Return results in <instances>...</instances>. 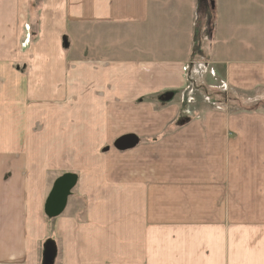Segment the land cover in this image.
<instances>
[{
	"label": "crops",
	"instance_id": "0c3cea01",
	"mask_svg": "<svg viewBox=\"0 0 264 264\" xmlns=\"http://www.w3.org/2000/svg\"><path fill=\"white\" fill-rule=\"evenodd\" d=\"M34 1L0 0V264L43 262L38 245L47 236L46 187L44 173H33L34 156L44 155L52 165L67 161L60 157L88 156L66 167L94 171L102 165L109 178L114 165L116 181L128 173L122 163L131 169V200L124 202L122 189L115 203L108 196L93 199L92 182L101 187V181L69 172L77 176L76 186L83 184L78 196L87 211L54 219L47 240L53 264H264V118L240 122L217 113L207 116L205 129L196 122L197 131L180 117L181 130L173 136L153 145L141 141L177 119L176 111L157 109L155 97L174 98L193 69L196 0H42L37 35L25 43ZM237 3L249 4L229 5ZM261 10L260 30L252 33L244 25L240 41L234 15L224 20L219 9L214 27L216 58L228 52L229 58L249 59L228 69V75L243 70L235 84L240 90L264 83ZM71 25L104 29L108 42L128 43L119 57L132 56L67 71L61 35ZM124 28L133 37L117 39ZM245 31L254 38L246 40ZM14 49L24 64L5 66ZM65 80L73 82L66 89ZM226 128L232 133L228 142ZM127 135L138 144L125 160L116 152L117 158L100 154L104 144ZM129 202L131 209L125 208Z\"/></svg>",
	"mask_w": 264,
	"mask_h": 264
},
{
	"label": "rangeland",
	"instance_id": "374dc122",
	"mask_svg": "<svg viewBox=\"0 0 264 264\" xmlns=\"http://www.w3.org/2000/svg\"><path fill=\"white\" fill-rule=\"evenodd\" d=\"M213 1L215 2V10L211 8L210 5L211 0H196L195 14L197 15H195V22H197L198 24L195 26L194 35H193L194 37L193 38L194 42L192 46L194 47L193 56L191 57L190 60L188 59L189 62L192 64L193 69L188 74V76L185 77L186 78L185 86L184 87L181 86L178 88V90H176V95L174 98L172 94H168V93L165 94L164 96L165 99L170 97V100H172L173 98V101L171 103H169V101H166L165 99H159L160 101H157V97H155V104L157 109L159 110L172 109L177 112L176 115L177 119L174 122H172L170 127L165 128V130H163V132L159 136L151 139L142 137L141 141H143V145L157 144L158 142L162 141L163 136L166 135L173 136L174 134H176L177 131L181 130V126L180 124H178L179 121H177L178 118L180 117H184V119L188 120L186 123L188 122L189 123L186 126L192 127L193 125H195L194 127L195 130L197 131H201L199 125L203 129H205L206 119L208 115H217V113L223 114L226 117L236 116L238 117L237 119L240 122H244L245 119H247L248 117L264 118V83H261V85L255 84L253 87L249 89L240 90V88H238V86L235 84L237 81V77L241 72H243V70L240 69V67L239 68L236 67L234 70H231V74L228 75V69L231 68L233 64H237V65L248 64L249 59L229 58L230 55L228 54V52L226 54L221 53V56H219L218 59L216 58V56L218 55L215 54V49H214V45H215L214 27L216 28V22L218 21L219 9L221 10V17L224 15L223 16L224 20L226 19L231 20L232 15H234V19L236 17L235 25L238 27L237 30L239 31V34H237L236 38L237 41H240V36H241L240 34L242 31H244L243 30L244 25H246V30L247 31L249 30V32L252 33L260 30V28L256 26V21L259 20L257 18L260 11L262 12L261 8L264 9V0H252L251 3L248 2L249 0H245L246 3H249L246 6L238 5V3L236 5L234 4L229 5V2L233 0H221L219 5L216 2V0ZM41 5H42V0H35L33 4H30L29 7L30 9L29 11L31 14L30 25L26 29L27 34H26L25 43L31 42L34 39V36L36 37L37 35L36 32L37 28L35 25L36 22L35 15L37 14L39 15ZM240 6L242 7V9H239ZM49 30L47 29L46 32L47 33L51 32L52 28H50ZM35 33L36 35H34ZM210 33L213 34L214 36L213 35L211 36ZM103 34H105L104 29L100 27L99 28L86 27L85 25H75V26L71 25L68 27L67 31L65 30L62 33L61 37H63L64 43L66 45L65 48L62 47L63 54L65 56L63 62L68 68L67 71L73 69L74 67L84 68V65L90 61L105 63L112 60H123V58L125 57L126 59H128L130 56H132V54H130V55H125L123 58L119 57L120 54L118 52L123 48H126V46H128V43H126L123 47L122 43L116 44L113 43V41L108 42L109 40L112 39L109 36H105L106 34L105 35ZM245 34L246 35L244 36L246 37V40L249 39L252 40V37L254 38V34H252V36L251 35L248 36L247 32ZM133 35L134 34L131 31H128L127 28H124V32L117 35V39H126L133 37ZM28 40L30 41L27 42ZM253 40L255 42V39ZM23 46H24L23 44L20 45L21 48H23ZM213 49L214 52L212 53ZM14 50H15L14 53L15 57L12 59L4 60V63H6L5 66H8V64L9 65L12 64V67H14L19 63L24 64L21 62L18 53H16V49ZM130 51H132V49ZM124 52H128V51L124 50ZM239 55H243L242 52L239 53ZM255 62H259V61H255ZM27 64L29 67L28 62ZM218 65H220L222 69H218L219 67ZM231 75L233 77H231ZM69 82L73 83L70 80H65L64 83L65 89L69 86ZM2 83L3 82H0L1 89H3ZM162 93L164 94L166 92L163 91L161 92V94ZM150 99L151 98L147 100ZM23 118L28 119L27 116H24ZM256 121L259 123L260 119L255 120V122ZM196 122H198L199 125L196 124ZM251 127L253 129L255 128L256 130H258L257 124L255 123H253ZM225 133L227 138L226 141L228 142V140L232 138L231 130L229 128H226ZM74 136L77 137L76 134H74ZM0 145H2V137L0 138ZM99 150H100V154H103L104 152V154H107V157L109 158H117L118 157L117 154L123 155L122 157L124 158L126 154L130 152V150L128 151L126 150L124 152L118 151L114 147V145L108 143L103 145V149H99ZM115 152L117 154H115ZM49 157L51 156L48 157H46L45 155L44 157L34 156V163L36 168L34 170L33 177L36 174L41 176L42 173H44L43 180H44V187H46V190L44 191L45 192L44 199L46 198V196H48L54 181L60 175L62 176L64 175V173L67 174L69 172H73L78 174L80 179H82V174H83L85 175L86 178L92 177L93 180L101 181L99 182L101 183V187L100 186L97 187L94 184V182H92L93 187L91 191L93 192L92 197L94 200L105 198L106 196H108V201L115 203L117 199V193L122 189L124 190V195H123L124 202H126L127 199L131 200V169L129 162L128 163L124 162V164L122 163L121 166L124 167V170H127L128 173L125 174L126 176L116 181L118 175L114 168V165L112 166L113 177L109 178L108 177L109 170L107 172H102L100 170L103 169L102 165H100L99 168L94 171L84 170L86 169V167H82V166H80L78 170H73L70 169L69 167H66V165L69 164L79 166L77 161L81 162L83 159H86L88 156L76 155L74 156V159L66 156L60 157L66 159L67 161L60 160V163L58 165L50 164ZM75 158H77L76 161ZM125 159L126 158H124V160ZM98 163L106 165V163H108V160L106 162L99 161ZM103 171H105V169H103ZM82 186L83 184L76 186V188L73 189L70 197L68 198L67 207L64 212L67 213L70 211L73 212L82 211L83 213L87 211L86 202L83 201L78 196V191L80 189H83ZM131 205L132 203L129 202L125 206V208L128 207L129 209H131ZM103 213L105 218L108 219L109 211H105V209H103ZM80 216L83 218V214H80ZM43 217H44V228L46 229L47 236L43 238V240L38 245V251H39L38 257L42 253L44 243L48 239H51V228H52V223L55 219V218L48 219L45 215ZM64 217H67V215L64 214ZM104 223L107 224L108 221H104Z\"/></svg>",
	"mask_w": 264,
	"mask_h": 264
},
{
	"label": "water",
	"instance_id": "95a60500",
	"mask_svg": "<svg viewBox=\"0 0 264 264\" xmlns=\"http://www.w3.org/2000/svg\"><path fill=\"white\" fill-rule=\"evenodd\" d=\"M210 5L213 7L214 2L211 0ZM170 100V97L166 100ZM138 144L136 137L132 135H127L119 138L115 143L114 147L118 151H126L133 149ZM77 176L67 173L58 177L49 192L45 203H44V215L48 219H54L60 216L68 202V198L71 195L72 190L77 184ZM53 246L50 241H47L44 245L43 251V262L42 264H53V259L55 254L51 252L50 247Z\"/></svg>",
	"mask_w": 264,
	"mask_h": 264
},
{
	"label": "bare ground",
	"instance_id": "6f19581e",
	"mask_svg": "<svg viewBox=\"0 0 264 264\" xmlns=\"http://www.w3.org/2000/svg\"><path fill=\"white\" fill-rule=\"evenodd\" d=\"M59 217V216H58Z\"/></svg>",
	"mask_w": 264,
	"mask_h": 264
}]
</instances>
